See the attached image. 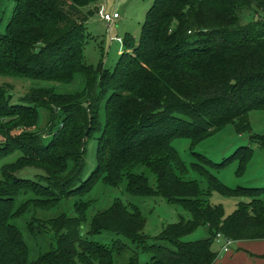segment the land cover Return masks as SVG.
Segmentation results:
<instances>
[{"label":"trees","instance_id":"trees-1","mask_svg":"<svg viewBox=\"0 0 264 264\" xmlns=\"http://www.w3.org/2000/svg\"><path fill=\"white\" fill-rule=\"evenodd\" d=\"M98 1L14 0L0 33V77L71 84L79 75L84 83L81 91L66 94L53 86L32 87L15 100L0 84V162L21 154L0 166V264H112L113 252L125 245L117 240L109 248L88 239L102 232L139 243L150 256L147 264H213L217 234L231 242L264 241V186L229 188L202 164L191 163L189 169L206 181L204 193L195 180L183 178L188 168L172 145L187 139L194 148L229 124L237 134L250 133L249 113L264 111V16L247 23L239 16L241 10L264 14V0H153L137 44L127 35L126 50L111 70L86 65L81 54L85 24L99 11ZM39 110L48 114L45 133L27 132L38 126ZM92 139L95 168L82 182ZM196 157L214 169L236 162L240 176L252 149L240 147L219 164ZM137 166L155 176L154 186L134 173ZM24 168L43 171V183L18 177ZM124 178L128 194L180 204L190 219L166 225L148 243L137 207L114 201L83 233L89 203H80L75 217L28 223L32 233H53L55 242L28 259L12 220L30 208L48 210L61 199L84 195L99 181L117 187ZM213 191L248 201L225 216L222 205L202 200ZM20 194L30 197L15 206ZM200 226H207L208 239L183 241ZM128 264H138L137 254Z\"/></svg>","mask_w":264,"mask_h":264},{"label":"rangeland","instance_id":"rangeland-1","mask_svg":"<svg viewBox=\"0 0 264 264\" xmlns=\"http://www.w3.org/2000/svg\"><path fill=\"white\" fill-rule=\"evenodd\" d=\"M153 0H99V11L90 17L85 24L86 40L82 47V58L86 65L111 70L120 55L125 52L126 48L123 39L128 35L134 44H137L140 36L141 26L145 19L146 12L152 5ZM14 0H0V33L4 32L5 25L10 19ZM117 13L118 18L107 23L103 19L104 14ZM242 23L257 20L263 17L262 12L253 10H241L239 12ZM0 84H5L7 90L11 92L13 99L23 96L28 89L37 86H53L57 93L66 94L81 91L84 83L78 75L71 84H51L41 81L20 79L14 77H0ZM48 114L45 110H39L38 126L27 130V132L41 134L47 129ZM249 122L251 126L250 133L237 134L232 125H226L215 132L210 137L200 141L194 148L190 147V141L187 139H176L172 145L177 151L181 160L188 168L186 175L187 180H195L199 188L206 193L207 184L203 177L198 173L191 171V163H199L206 167L218 180L229 188L236 187H263L264 186V111L256 110L249 113ZM250 135H259L263 139H249ZM45 142L50 137L43 135ZM4 140L0 137V142ZM249 146L252 149V158L247 164L246 170L240 176L236 175L237 163H232L225 168L214 169L197 159V155L203 156L212 164H219L224 158L230 156L240 147ZM95 149L96 140H90L86 145L85 168L82 175V182L87 179L89 174L95 168ZM21 154L15 152L0 162V166L5 163L14 162ZM134 173H142L148 179L150 186L155 185V176L145 167L137 166L133 169ZM20 178L34 179L40 183L39 177H44L43 171L35 168H24L16 174ZM42 180V179H41ZM30 194H20L15 198V206L19 205ZM121 201L125 205L135 206L139 209L145 219L143 229L148 243H152L162 229L171 223L179 221L180 218L190 219V214L180 204L171 203L161 197H142L133 196L126 192V180H122L117 187L108 186L101 181L84 195H75L69 198L61 199L54 207L48 210L30 208L24 215L12 220V223L21 232L22 238L26 242L29 255L28 259L33 261L43 253L50 251L55 247L53 233H32L27 228L28 223L34 218L39 221L52 219L58 215L65 214L69 217H75V205L80 203H89L85 212L86 223L81 231L86 232L91 218L98 212L107 210L114 201ZM204 201L209 205H222L224 215H230L236 208L239 201H248V199L237 197H225L217 192H211L210 195L204 196ZM36 225V224H35ZM210 237L207 226H200L194 232L183 238L185 242L205 240ZM90 241L106 245L109 248L117 240L125 245V250L121 253L113 252L112 264H128L133 254H137L138 264H147L150 256L147 253L140 252V244L121 237L115 233L102 232L98 235L88 237ZM221 245L215 239L212 243V249L217 250ZM230 252H236L237 245L234 242L229 245ZM245 246H243V249ZM247 250V249H245ZM250 251V250H248ZM242 254V251L238 252ZM250 253V252H249ZM251 256V254H250ZM260 258V257H259ZM93 264H99L94 262ZM246 264V263H244Z\"/></svg>","mask_w":264,"mask_h":264},{"label":"crops","instance_id":"crops-1","mask_svg":"<svg viewBox=\"0 0 264 264\" xmlns=\"http://www.w3.org/2000/svg\"><path fill=\"white\" fill-rule=\"evenodd\" d=\"M234 243L241 247H237L238 250L231 253L230 247L226 252H223L221 250L222 242H219L221 245L219 249H212L218 253V258L213 264H264V241H236ZM243 246L247 250L243 249ZM239 251H242V254H239Z\"/></svg>","mask_w":264,"mask_h":264},{"label":"built area","instance_id":"built-area-1","mask_svg":"<svg viewBox=\"0 0 264 264\" xmlns=\"http://www.w3.org/2000/svg\"><path fill=\"white\" fill-rule=\"evenodd\" d=\"M118 18V14L117 13H113V14H104L103 15V19L107 22L110 23L112 20ZM215 240L217 242H222V246H221V250L223 252H226L229 248V245L232 243L229 240L224 239L220 234H217L215 237Z\"/></svg>","mask_w":264,"mask_h":264}]
</instances>
